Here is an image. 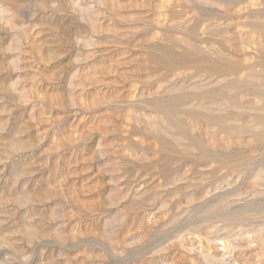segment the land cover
<instances>
[{"label": "rangeland", "instance_id": "obj_1", "mask_svg": "<svg viewBox=\"0 0 264 264\" xmlns=\"http://www.w3.org/2000/svg\"><path fill=\"white\" fill-rule=\"evenodd\" d=\"M0 264H264V0H0Z\"/></svg>", "mask_w": 264, "mask_h": 264}]
</instances>
